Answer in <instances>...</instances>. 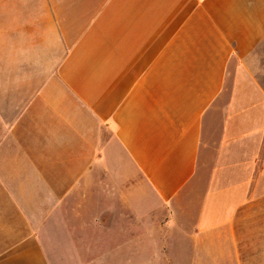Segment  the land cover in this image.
Listing matches in <instances>:
<instances>
[{
	"label": "crops",
	"instance_id": "obj_1",
	"mask_svg": "<svg viewBox=\"0 0 264 264\" xmlns=\"http://www.w3.org/2000/svg\"><path fill=\"white\" fill-rule=\"evenodd\" d=\"M262 76L264 0H0V264L80 261L99 197L141 264H264Z\"/></svg>",
	"mask_w": 264,
	"mask_h": 264
},
{
	"label": "rangeland",
	"instance_id": "obj_2",
	"mask_svg": "<svg viewBox=\"0 0 264 264\" xmlns=\"http://www.w3.org/2000/svg\"><path fill=\"white\" fill-rule=\"evenodd\" d=\"M262 83L264 84V76H262ZM213 120L214 125L219 124L218 117ZM215 132L213 134L216 136ZM133 203L136 208L134 213H126L119 209L115 199L105 200L99 197L96 228H93L95 226L94 216L90 222V211L88 215L83 213V229L69 232L79 245L75 248H53L55 252L60 249L59 251H63L62 254L67 253L68 250L75 251L80 261H57L56 256L51 254V264H141V255L155 254L165 249L144 246V242L160 243L170 234L160 229L159 222L154 223L153 216L149 220L143 218L141 208L146 211L150 206H146L145 202L141 205V198L139 200L136 198ZM59 258L65 259V257Z\"/></svg>",
	"mask_w": 264,
	"mask_h": 264
}]
</instances>
